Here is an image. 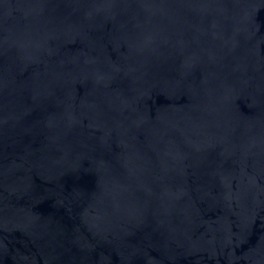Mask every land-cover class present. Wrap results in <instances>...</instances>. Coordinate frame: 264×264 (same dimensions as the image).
Here are the masks:
<instances>
[{"label": "water", "instance_id": "obj_1", "mask_svg": "<svg viewBox=\"0 0 264 264\" xmlns=\"http://www.w3.org/2000/svg\"><path fill=\"white\" fill-rule=\"evenodd\" d=\"M0 264H264V0H0Z\"/></svg>", "mask_w": 264, "mask_h": 264}]
</instances>
